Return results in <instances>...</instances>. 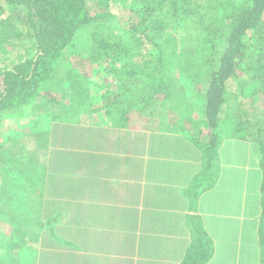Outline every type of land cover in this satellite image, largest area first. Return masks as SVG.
<instances>
[{
	"label": "trees",
	"instance_id": "obj_1",
	"mask_svg": "<svg viewBox=\"0 0 264 264\" xmlns=\"http://www.w3.org/2000/svg\"><path fill=\"white\" fill-rule=\"evenodd\" d=\"M89 3L103 11L90 15ZM219 6L218 0H0V126L33 111H38V124L44 125L28 141L22 139L19 147L10 146L9 140L0 145V160L33 158L45 172L44 161L48 163L50 155L42 153L50 144L49 125L83 113L105 115L114 130H128L135 119L143 120L146 131L157 129L155 116L147 111L171 103L169 120L182 126L173 123L182 119L177 110L175 116L172 113L180 100L178 71L193 76L195 61H203L204 81L197 87L201 103L183 119L188 128L183 141L201 170L183 190L189 202L190 240L179 264H207L212 242L192 211L201 191L216 180L226 139L252 140L264 193V0H229L223 14ZM112 16L127 36L101 29L87 41H77L80 32ZM67 82L73 91L88 94L104 86L108 97L101 96L96 103L88 100L85 110L81 107L87 112L80 111L78 104L60 109L67 98L63 89ZM246 90L248 98L243 97ZM126 99L129 103H124ZM249 114L252 122L244 121ZM81 132L82 137L71 138L72 144L83 142L86 131ZM57 152V159H50L58 170L78 166L81 159L76 158L85 156L74 150ZM41 181L39 177L31 184L39 191ZM8 201L0 196L5 205L0 214L14 221V207ZM36 212L32 225L20 224L18 233L54 232L58 213L39 208Z\"/></svg>",
	"mask_w": 264,
	"mask_h": 264
},
{
	"label": "crops",
	"instance_id": "obj_2",
	"mask_svg": "<svg viewBox=\"0 0 264 264\" xmlns=\"http://www.w3.org/2000/svg\"><path fill=\"white\" fill-rule=\"evenodd\" d=\"M155 130L151 134L161 140L160 150L164 154L154 151L158 156L150 158L152 162L148 164L142 188L135 184L128 186V179V182H124L127 186L125 190L130 194L127 201L129 204L123 207L130 209L131 236L125 234L120 239L117 233L112 232L111 236L99 233L97 237L91 238L83 232L84 226L92 220H100V216L105 219L111 217V211L116 208L119 210L127 198L126 195L123 201V196L120 195L124 189L122 180V183L117 182L114 177L121 167L120 156L102 159L96 152L86 151L92 143L83 138V142L74 143L73 149L69 148L85 155L76 158L78 161L81 159L82 163L72 165L84 170L81 181L61 186L53 182L54 178L51 185L43 186L39 191L34 187L36 192L43 194L41 197L38 195V208L47 212L50 210L49 213L52 214L58 213L54 232L40 233L38 264H179L182 261L190 240L186 225V218L190 213L189 202L183 190L194 174L201 170L200 162L196 160L194 153L189 154L187 141L182 138L183 133L169 135ZM78 146H82V149ZM230 149H235V152ZM251 149L252 143L246 140L231 138L224 141L220 149L221 167L216 180L209 184L208 189L201 191L192 211V214L199 217L201 226L212 242L213 253L207 264H264L262 171L256 164V156L252 155ZM237 150L242 151L244 163L234 162ZM148 160L149 158L146 161ZM93 161L96 162L91 164ZM98 161L109 163L99 164ZM132 161L130 158V166L134 168ZM89 168L98 169L93 176L96 180L90 184L84 180ZM102 168L104 169L101 170ZM64 193L67 194L65 203L59 200L55 203L52 200L50 204L46 201L47 196L51 199L58 194L64 196ZM141 198L142 201L139 202ZM62 210L67 211L66 217L74 224L81 214L85 221L81 224L83 229L79 225L64 232L63 225L68 228L69 222L63 223L65 217ZM114 212L113 217H119V212ZM142 226L145 234H139V227ZM126 241L129 242L126 244ZM110 243L112 248L108 247ZM0 264L11 263L4 260Z\"/></svg>",
	"mask_w": 264,
	"mask_h": 264
},
{
	"label": "rangeland",
	"instance_id": "obj_3",
	"mask_svg": "<svg viewBox=\"0 0 264 264\" xmlns=\"http://www.w3.org/2000/svg\"><path fill=\"white\" fill-rule=\"evenodd\" d=\"M219 7L221 10L220 13L223 14L225 11L226 6L228 5L229 0H218ZM87 11L90 15L94 16L98 12H102L103 9L101 7H98L95 5V3H89L87 6ZM101 29H109L112 32H117V35L127 36V34H124V32L118 27V24L116 22V16L109 17L108 19L104 21H100L97 24H94L91 26V28L88 31L80 32V37H78L79 42L87 41L89 37H91L94 32L101 30ZM77 60L74 59L72 63H75ZM195 66L193 76L187 73H184L182 69L178 71V84H177V97L179 95V103L177 106V109L173 111L172 113L179 114L182 119L181 123L185 125L184 120L186 119L187 113L194 112L198 108L201 103V93L197 90L198 85L204 81V67L205 64L202 61L197 62L195 61ZM187 66V65H186ZM190 67V66H189ZM85 70L84 67H81ZM191 68V67H190ZM192 69V68H191ZM190 69V70H191ZM107 81V80H106ZM63 89L65 93L67 94V98H65V103L63 104L64 107H60V109L70 108L72 105L78 104V109L82 112L84 111L87 105L90 103L95 102V99L106 96L104 95V91H106L105 87L99 85V88H94L93 92L88 93H80L79 91H73L71 84L64 83ZM250 91L246 90L243 92V97L248 98ZM94 99V100H92ZM90 100V101H88ZM124 103H129V100H123ZM172 102V101H171ZM96 103V102H95ZM184 104V106L182 105ZM84 106V110H81V107ZM183 106V107H182ZM229 112L232 106H234V101L229 102ZM172 104L169 103L163 108L161 106H157L151 109L154 110H148L147 114H152L155 116L158 128L155 131H158V133L162 134H175V133H184L185 129L188 130V128H185V126H177L175 127L174 124L169 121L170 113L168 114V111L171 109ZM181 108L184 110L181 112ZM135 110V109H134ZM164 114V115H163ZM44 115V114H43ZM38 111L31 112L30 115L25 116L24 118H18V119H11L7 121L6 123L2 124L0 126V136L2 137V140L0 141V145H3L6 143L7 140H9L10 146H14V143L17 144L19 147L20 145H23V140L28 141L29 138H32L31 136H35L39 129L44 128L43 123L38 124V121L41 120L38 119ZM78 118V119H77ZM195 116H193V119ZM251 115L249 114L246 117V122H252ZM44 119V118H43ZM184 119V120H183ZM160 121V122H159ZM113 121H110L108 117L105 115H90L89 113L85 114L83 113L79 117H64L63 121L57 123L53 122L51 125H49L48 130L51 131L50 136V144L46 146V151L42 153V155H46L47 151L50 157H55L57 159V154L59 153L57 151L60 150H69L68 146H70L71 149H73V144L70 141L72 137H82V130H85V136L83 137L85 141L91 140L92 144L89 145L88 149L86 151L89 152H96V155L102 156V159H107L110 156H117L121 159V167L116 172L114 177H116L117 182L122 183L124 189L122 192H120V195L123 196V201L126 198L125 202L121 204L119 207V210L117 208L113 211H111V217H105L100 216V220L97 219L96 221L92 220L91 223H87L86 226H84V233L87 237H97L99 233L107 234L108 236H111V233H117L119 235L120 239H123L124 235L131 236L132 233V227H131V217H127L126 215H130V209L124 208L123 206H126L129 204L127 201H129V192L125 190L127 186H125L124 182L127 179L130 180L129 185L135 184L139 185L140 188L144 186L145 178L147 177V169L149 162H152L153 155L155 157L158 156V153H154V151H160L162 153L161 149V140L159 138H156L152 136L153 129L150 130H142L143 120L137 121L135 119V125L129 126L128 130H114V127L112 126ZM178 120H175L173 123H177ZM264 122V121H263ZM160 126H159V125ZM42 127V128H41ZM156 127V126H154ZM64 128H67V130H64ZM77 128L76 130H74ZM73 129V130H72ZM64 130V131H63ZM119 132H122L123 134L120 135ZM139 132V133H138ZM127 133V134H126ZM187 133H189L187 131ZM138 136L142 138H138ZM167 136V135H164ZM23 139V140H22ZM17 140V141H16ZM170 140V138L168 139ZM53 141V142H52ZM34 143L37 142L33 141ZM248 142H252V140H248ZM8 145V143H7ZM55 145V146H54ZM52 146V147H51ZM54 146V147H53ZM82 147V146H78ZM38 149V148H36ZM231 152H235V149H230ZM103 153H101V152ZM20 155H22V152H17ZM164 154V153H162ZM242 151L237 150L234 162L244 163V158L242 157ZM49 157V162L47 163L44 161L43 168L45 166V172H42L41 164L38 166V160L37 164L34 165L31 158H28L29 160L21 159L19 162L13 161V160H5L2 162L0 160V196L4 200H9V204H13V210L11 211V215L15 216V220H11L10 217L4 216L2 213L0 214V261L6 260L7 262L11 264H38V244L41 241L40 233H28V234H22L18 233V226L20 224H27L29 226L32 225V223L36 219V210L38 209V192H36V189L34 186H32L31 182L39 179L42 182L43 186H49L53 182H55L56 185L61 186H67L68 184H78V181L80 180V177H84V170L81 167H66L65 169L58 170L57 163H52L51 159ZM37 158H38V152H37ZM130 158L133 159L132 163H134V168H132ZM149 158L148 161H146ZM93 160V159H91ZM79 162V161H78ZM96 162V161H93ZM106 161H98L99 164H102ZM46 163V165H45ZM82 163V162H80ZM106 163H109L107 161ZM102 168L101 170H103ZM86 177L84 180H87L88 184L92 183L94 180V173L98 172V169L96 168H89V170H86ZM106 171V170H105ZM42 172V173H41ZM90 173V175H89ZM133 173V175H131ZM55 176V180L53 182H50L48 180L49 176ZM79 175V176H78ZM92 175V177H91ZM101 176H99L100 178ZM130 177L132 179H130ZM122 178V179H120ZM90 179V180H89ZM92 179V180H91ZM122 180V182L120 181ZM132 180V181H131ZM122 186V187H123ZM138 187V188H139ZM39 189V188H38ZM142 190V189H141ZM138 193V192H137ZM139 196V195H138ZM59 202L65 203L67 201V194L64 193V196H60L58 194L56 197H52L51 199H47L46 201L50 204L51 202ZM142 201V198L139 199V202ZM264 202V201H263ZM54 204V203H53ZM140 205V204H139ZM55 206V205H53ZM114 206V205H113ZM0 208L5 209V205L0 203ZM8 209V208H6ZM10 210V209H8ZM82 210V209H81ZM86 210V209H85ZM50 211V210H49ZM63 211L64 218V224H67L69 222V218L67 216V211ZM114 211L119 212V217L115 218ZM133 212V210H132ZM79 214V213H78ZM88 214V213H87ZM83 216L81 214L78 215L77 220L74 223H68V228L64 226V232H68L69 228H74V226L78 227L80 225V228L83 229L82 225L85 223V221L82 219ZM115 218V219H114ZM95 219V218H92ZM16 224H13V223ZM82 222V223H81ZM150 228V226H148ZM76 232V231H75ZM136 232V231H135ZM139 234H145V231L142 228L139 227ZM112 234V236L114 235ZM147 233V232H146ZM82 238V237H81ZM110 239V238H109ZM110 241V240H109ZM129 241H126V244ZM110 248H112L111 243L109 244ZM129 249V248H128ZM111 250V249H110ZM124 251V250H123ZM126 252V251H124ZM112 256L115 254H111Z\"/></svg>",
	"mask_w": 264,
	"mask_h": 264
}]
</instances>
